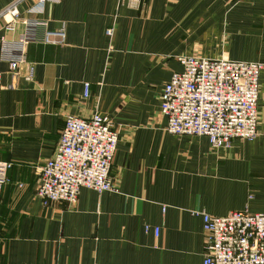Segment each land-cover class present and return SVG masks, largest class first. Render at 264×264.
<instances>
[{
	"label": "crops",
	"instance_id": "crops-1",
	"mask_svg": "<svg viewBox=\"0 0 264 264\" xmlns=\"http://www.w3.org/2000/svg\"><path fill=\"white\" fill-rule=\"evenodd\" d=\"M14 1L0 0V12ZM39 1L22 0V16ZM40 18L65 44L27 45L18 73L0 63V162L11 165L0 264H203L202 213L264 214V68L254 141L214 150L206 137L168 133L161 113L178 57L264 65V0H47ZM5 23L0 37L19 40L24 25L11 34ZM96 112L119 133L115 191L44 203L37 167L54 156L67 116Z\"/></svg>",
	"mask_w": 264,
	"mask_h": 264
},
{
	"label": "built area",
	"instance_id": "built-area-1",
	"mask_svg": "<svg viewBox=\"0 0 264 264\" xmlns=\"http://www.w3.org/2000/svg\"><path fill=\"white\" fill-rule=\"evenodd\" d=\"M21 1L0 12V18L6 19V33L24 25L19 40L0 37V63L7 62L12 73H18L24 64L27 45L65 44V32L50 30L40 18L47 0H40L28 11L32 18L22 16ZM120 1L138 5L142 0ZM112 35L113 30L107 31L108 37ZM178 62L182 70L171 76L161 95L168 133L206 137L214 150L230 149L235 139L254 141L259 136L260 74L264 65L200 56H181ZM89 95L90 85L86 84L83 98ZM113 128L110 118L99 112L90 118L67 116L54 156L37 167V195L44 203L74 205L83 188L99 194L115 191L111 170L119 133ZM10 167L0 162V199ZM201 216L206 238L203 264H264V214L243 211L224 217ZM158 232L155 229L156 235Z\"/></svg>",
	"mask_w": 264,
	"mask_h": 264
}]
</instances>
